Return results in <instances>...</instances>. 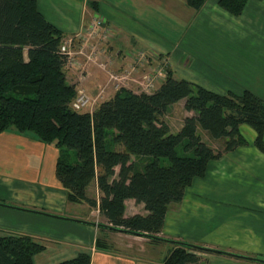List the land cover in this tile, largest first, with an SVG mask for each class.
I'll return each mask as SVG.
<instances>
[{
  "label": "trees",
  "instance_id": "1",
  "mask_svg": "<svg viewBox=\"0 0 264 264\" xmlns=\"http://www.w3.org/2000/svg\"><path fill=\"white\" fill-rule=\"evenodd\" d=\"M205 1L185 0L193 9ZM247 2L218 0L235 15ZM64 34L44 16L38 0H0V134L32 132L39 141L54 144L59 150L55 175L70 202L96 205L86 196V186L96 177L98 206L110 228L157 236L169 203L180 201L185 188L204 176L209 161L246 143L242 124L254 130L253 143L264 153L263 98L248 89L239 95L221 94L175 78L169 70L151 92L119 88L92 112L74 110L76 88L67 82L64 56L58 52ZM181 99L194 115L185 116L180 129L172 132L161 116ZM198 127L213 139L225 138L224 148L214 151ZM117 144L122 149H115ZM127 198L143 203L147 213L125 216ZM181 242L173 241L158 264H195L194 251H205ZM43 249L29 235H0V264H32ZM54 264L91 260L89 253L79 252Z\"/></svg>",
  "mask_w": 264,
  "mask_h": 264
},
{
  "label": "crops",
  "instance_id": "2",
  "mask_svg": "<svg viewBox=\"0 0 264 264\" xmlns=\"http://www.w3.org/2000/svg\"><path fill=\"white\" fill-rule=\"evenodd\" d=\"M64 1L68 7L74 9L73 14L69 9H64V12L56 9L55 5L48 6L40 0L38 7L50 22L67 34L76 31L83 23L85 1ZM94 5L93 12L103 15L114 29V37L107 53L115 56L117 52L116 61L125 64L131 60L132 55L144 49L158 53L160 58L166 59L167 70L175 78L189 81L198 78L202 82L198 83L206 87L223 86L220 82L202 80L201 77L207 76L209 69L203 67L206 64L200 59L212 56L227 60V48L232 43L228 39L225 41L227 43L217 47L212 41L220 43L216 39L218 30L207 28L200 35L191 29L201 17V8L187 14L191 21L188 31L184 32L181 39L169 44L155 37L148 26L136 21L132 16L128 17L114 8H108L101 0H94ZM185 36L188 37L187 42L183 41ZM209 36L211 38L208 39ZM188 44L202 46L198 49L194 46L195 49L191 51ZM189 51L193 54L191 62L185 58ZM233 60L236 61L235 58ZM66 80L74 84L75 88L83 86L89 93L95 94L100 86L105 85L106 75L97 67L90 66L85 71L66 69ZM163 80L164 78L157 83L155 89ZM133 91H141L138 84ZM114 92L115 90L108 86L105 95L112 96ZM100 101L102 100L98 102ZM175 103H182L183 115H192L190 113L193 111L184 108L183 99ZM115 149H122V146L117 144ZM58 152L54 144L43 143L32 134H19L12 130L0 134V230L29 235L44 246L43 250L34 255L32 264H54L72 258L79 252L89 253L91 264H158L160 259L146 258L126 251V248H100L96 242L97 231L99 225L105 223H96L89 219L71 220L77 219V211L81 205L67 200L66 190L55 175ZM261 155L264 153L253 141H246L231 150L221 151L220 156L210 160L204 176L195 178L191 185L185 188L180 201L169 203L163 226L157 235L163 239L158 241L167 246H172L173 241H183L225 252L199 251L198 254L204 260L202 264H264L262 261L247 258L264 260V203L256 199V196H261L264 200V192L259 194L258 190L255 191V184H251V181L260 177L259 170H264V157ZM131 158L133 159V156ZM117 171L118 167H115L114 176ZM240 180L249 181L247 185L250 190L234 192V189H237L235 187L239 188L235 183L241 184ZM90 185L94 188L96 197L89 194ZM188 187H193V192H188ZM242 193L245 194L244 198L240 197ZM100 195L101 191L94 177L86 187V196L95 199L97 203L91 205L84 201L82 206L86 203L88 207L99 208L96 198ZM205 196L217 199L208 201L203 199ZM228 201L229 205L223 203ZM231 202L236 205L235 208ZM124 204L125 216L147 213L143 203H137L132 198L125 199ZM104 226L100 230L103 228L105 232L132 234L114 230L107 224ZM49 250L55 254L50 258L42 257L35 263V256L43 255Z\"/></svg>",
  "mask_w": 264,
  "mask_h": 264
},
{
  "label": "rangeland",
  "instance_id": "3",
  "mask_svg": "<svg viewBox=\"0 0 264 264\" xmlns=\"http://www.w3.org/2000/svg\"><path fill=\"white\" fill-rule=\"evenodd\" d=\"M84 1L85 7L83 10L84 15H86L88 12L91 13L93 11L92 3L94 0ZM40 2L46 3L48 6L55 5L56 9H61L64 12V9H69L71 14L74 13V9L68 7L64 0H40ZM101 2L108 6V8H114L116 11L128 17L132 16L136 21H140L145 24L153 31V35H155V37L163 39L169 44H171L172 41L175 42L176 40L181 39L184 32L188 31L191 21L187 18V14L195 12V9L187 6L185 0H101ZM200 8L201 17H199L194 25L191 26V29L197 31L200 35H202L203 30L207 28L218 30L216 33V39L219 40L220 43L213 40V44H216V46L219 47V44L227 43L225 41L228 39L232 44L229 48H227L229 50V54H226L228 57L227 60L212 56H204V58L200 59V61L206 64L203 65V67L209 69L208 75L201 77L202 80H207L208 82H220L223 83V86L209 85V87H206L205 85L198 83L201 82L198 78L195 80L193 77L191 78H193L194 82H191L221 94L232 92L239 95L243 89H248L264 99V0H248L243 11L238 15L231 14L223 9L218 4V0L214 2L206 0ZM216 14H218V17H216ZM185 38L183 41L187 42L188 37L185 36ZM209 38H211V36H209L208 39ZM188 46L191 48V51L195 49L194 44H188ZM201 46L202 44L195 47L198 49L201 48ZM191 51H189L190 53H187V56L185 57L188 62L192 61L193 54ZM234 58L236 61L233 60ZM232 62L235 64L233 65ZM117 63L120 62L117 61ZM138 74L141 75L142 72H138ZM177 76L181 77L179 75ZM187 77L190 78V76ZM136 85L137 84L135 82H130L129 88L134 90ZM156 85L157 84H155V86ZM108 97L110 96L105 95L104 99ZM98 103L99 102H97V104ZM190 114L194 115V112ZM185 116L190 115L189 113L183 115L182 103H175L174 105L168 106L165 113L161 116V119L168 123L172 132H176L182 126L183 118ZM197 132L201 139L214 151H219L224 148L225 138L213 139L206 131L199 127L197 128ZM240 132L248 143L254 141L255 132L249 125H241ZM31 133L29 132L25 134ZM261 157H264V155H261ZM163 163H166V160ZM256 166L257 165H255V167ZM259 166L263 167V165ZM259 172L260 177L251 181V184L254 183L256 186L255 191L258 190L259 194H262V192H264V170H259ZM240 181L242 183H235V186H239V188H241L239 189L238 187H235L237 189H234V192L235 190H250V186L247 185V183H250L249 181ZM88 188L89 194L96 197V193L93 192L94 188L91 185ZM192 188L193 187H188L187 191L193 192ZM243 195L245 194H240V197L244 198ZM208 197L209 196H205L203 199H207L208 201L217 199L216 197ZM99 198L100 197L98 196L96 199L99 200ZM256 199L257 201L264 203L261 196H256ZM78 203H80L81 208L77 211L79 215L76 216L77 219H89L96 223L102 222L105 223L104 225L108 224L98 207H88L86 203L83 207L82 204H84V201H80ZM223 203L229 205V201ZM231 205L233 208L236 206L232 202ZM104 225H99V231H97L96 238L100 248L117 250H123V248H126V251L143 255L146 258L153 257L160 260H162L163 257L173 248L171 245H164L160 243V241L151 239V237L147 236L138 237L136 235L126 233L105 232V230H102L103 228L100 230L101 227H105ZM8 234H16V232L12 233L7 232L6 230H0V235ZM194 252L198 257V261L195 264L204 263L203 258L198 254L199 251ZM54 254V251L49 250L48 252L46 251L43 253V255H39L38 257L35 256V263H38L39 259L42 257L46 256L50 258V256Z\"/></svg>",
  "mask_w": 264,
  "mask_h": 264
},
{
  "label": "built area",
  "instance_id": "4",
  "mask_svg": "<svg viewBox=\"0 0 264 264\" xmlns=\"http://www.w3.org/2000/svg\"><path fill=\"white\" fill-rule=\"evenodd\" d=\"M114 37V29L105 17L97 12L87 13L80 28L64 34L58 52L64 56L66 69L85 71L90 66L105 73V85L91 94L83 86L76 87V94L71 102L74 110L92 112L99 100L105 98L106 87L114 90L129 88L135 82L141 91L154 89L155 84L166 76L167 61L158 53L139 50L125 64L117 63L116 56L107 53V48ZM138 72H142L141 75Z\"/></svg>",
  "mask_w": 264,
  "mask_h": 264
},
{
  "label": "water",
  "instance_id": "5",
  "mask_svg": "<svg viewBox=\"0 0 264 264\" xmlns=\"http://www.w3.org/2000/svg\"><path fill=\"white\" fill-rule=\"evenodd\" d=\"M71 220L73 221H80L78 219H73L71 218ZM109 227V226H108ZM115 228V227H114ZM116 229H119V228H116ZM119 230H123V229H119ZM126 232H129V233H132V234H136V235H143V236H147V237H156L158 239H163L162 237H159V236H156V235H151V234H148V233H141V232H135V231H126ZM181 243H184L186 245H191L192 247H195V248H198V249H202V250H205V251H215V252H222V253H225L221 250H218V249H214V248H209V247H206V246H201V245H195V244H190V243H186V242H181ZM247 257V256H245ZM247 258H250V259H254V260H257V261H262L264 262L263 259H259V258H253V257H247Z\"/></svg>",
  "mask_w": 264,
  "mask_h": 264
}]
</instances>
